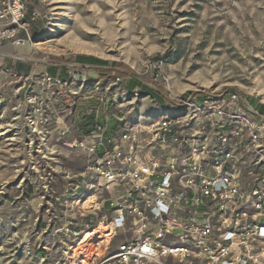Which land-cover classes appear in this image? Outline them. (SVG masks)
I'll list each match as a JSON object with an SVG mask.
<instances>
[{
    "label": "built area",
    "instance_id": "obj_1",
    "mask_svg": "<svg viewBox=\"0 0 264 264\" xmlns=\"http://www.w3.org/2000/svg\"><path fill=\"white\" fill-rule=\"evenodd\" d=\"M27 40V1L0 0V51ZM1 71L0 137L26 165L25 207L37 196L39 264H264V116L243 96L190 93L144 116L87 73ZM79 100L93 101L83 132Z\"/></svg>",
    "mask_w": 264,
    "mask_h": 264
},
{
    "label": "rangeland",
    "instance_id": "obj_2",
    "mask_svg": "<svg viewBox=\"0 0 264 264\" xmlns=\"http://www.w3.org/2000/svg\"><path fill=\"white\" fill-rule=\"evenodd\" d=\"M26 1L29 40L21 54L12 46L0 51V96L12 86L1 71L7 62L38 73L88 55L130 69L125 73L107 65L106 76L91 80L101 79L114 92H124L118 102L136 114L159 116L165 106L141 93L134 96V90L125 88V78L114 84L117 71L158 91L167 102L210 92L238 93L264 105V0ZM68 68L71 76L95 70ZM69 88L79 90L78 97L85 95L86 87L74 79ZM86 102L79 100L81 106ZM63 164L79 171L83 159L71 157ZM25 166L0 137V264H39L37 246L44 235L38 238L41 227L34 224L37 196L26 208L27 195L17 187ZM44 243L53 240L47 236Z\"/></svg>",
    "mask_w": 264,
    "mask_h": 264
},
{
    "label": "trees",
    "instance_id": "obj_3",
    "mask_svg": "<svg viewBox=\"0 0 264 264\" xmlns=\"http://www.w3.org/2000/svg\"><path fill=\"white\" fill-rule=\"evenodd\" d=\"M67 62H69V63L74 62V63L89 65V66H107V65H110V66H112L113 70L121 69V70L125 71V73L131 72L130 69L124 64H121L118 62L109 63L108 61L98 59L94 56L77 55L74 58L68 59ZM2 68L4 70H13L16 74H19V75H27L30 71L29 66L22 65L18 62H7L2 66ZM56 71H57V67H47V72L50 75H55ZM115 75L117 78H119V77L125 78V75L123 73L118 72V71L115 73ZM125 88L129 92H132L135 88H139L140 93L142 95H149L152 99L156 100V102H158L160 105L166 104L164 96H162L158 91L153 90V89L147 87L146 85H143L135 77L129 78ZM250 104L255 106L256 109L259 111V113L264 116V105L255 104V102L253 100H250Z\"/></svg>",
    "mask_w": 264,
    "mask_h": 264
},
{
    "label": "crops",
    "instance_id": "obj_4",
    "mask_svg": "<svg viewBox=\"0 0 264 264\" xmlns=\"http://www.w3.org/2000/svg\"><path fill=\"white\" fill-rule=\"evenodd\" d=\"M68 66H75V67H79V68H83V67H88L87 65H83V64H79V63H74L71 62L70 64H62L60 66H57V71L55 73V75L53 76H60L62 79H68L69 75L68 72H70L71 70L68 68ZM46 71H47V67H46ZM114 78V77H113ZM130 77L125 76V79L128 81ZM97 80H101V79H97ZM93 104V101H87L86 104L84 106H80L77 112V120L75 122L76 126L79 128H81V131H87L90 128V122H91V117L86 118L85 121H82L83 118V113L86 109L87 105ZM114 126L112 120H110L108 122V132L107 134H110L112 127ZM28 193L30 194V189H27ZM35 200V199H34Z\"/></svg>",
    "mask_w": 264,
    "mask_h": 264
},
{
    "label": "flooded vegetation",
    "instance_id": "obj_5",
    "mask_svg": "<svg viewBox=\"0 0 264 264\" xmlns=\"http://www.w3.org/2000/svg\"><path fill=\"white\" fill-rule=\"evenodd\" d=\"M87 66L95 69L94 72L97 74V77H100L101 74L105 76L108 74V72L106 71L108 69L107 66H89V65Z\"/></svg>",
    "mask_w": 264,
    "mask_h": 264
},
{
    "label": "water",
    "instance_id": "obj_6",
    "mask_svg": "<svg viewBox=\"0 0 264 264\" xmlns=\"http://www.w3.org/2000/svg\"><path fill=\"white\" fill-rule=\"evenodd\" d=\"M84 56H88V55H84ZM87 76L90 77V78H96L97 74L94 71L90 70V71L87 72ZM100 76H104V75L101 74Z\"/></svg>",
    "mask_w": 264,
    "mask_h": 264
},
{
    "label": "bare ground",
    "instance_id": "obj_7",
    "mask_svg": "<svg viewBox=\"0 0 264 264\" xmlns=\"http://www.w3.org/2000/svg\"><path fill=\"white\" fill-rule=\"evenodd\" d=\"M23 47H24V46H20V47H18L20 54L24 51ZM9 49H10V48H9ZM9 49H8V50H9ZM18 56H19V55H18ZM104 229H107V228H106L105 226H100V230H104Z\"/></svg>",
    "mask_w": 264,
    "mask_h": 264
}]
</instances>
